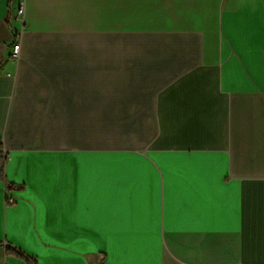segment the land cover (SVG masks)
I'll return each mask as SVG.
<instances>
[{
	"label": "crops",
	"instance_id": "0c3cea01",
	"mask_svg": "<svg viewBox=\"0 0 264 264\" xmlns=\"http://www.w3.org/2000/svg\"><path fill=\"white\" fill-rule=\"evenodd\" d=\"M0 147V264H264V0H0Z\"/></svg>",
	"mask_w": 264,
	"mask_h": 264
},
{
	"label": "trees",
	"instance_id": "16d2710c",
	"mask_svg": "<svg viewBox=\"0 0 264 264\" xmlns=\"http://www.w3.org/2000/svg\"><path fill=\"white\" fill-rule=\"evenodd\" d=\"M6 163H7V156L4 154L3 148L0 147V179L6 182L8 190H12L13 188H15V186L9 184V182L6 179V175H5ZM7 252L16 255L21 259H24L27 262V264H37L35 260L25 255L23 252L19 251L18 249H16L11 245H7Z\"/></svg>",
	"mask_w": 264,
	"mask_h": 264
},
{
	"label": "built area",
	"instance_id": "2783aa9c",
	"mask_svg": "<svg viewBox=\"0 0 264 264\" xmlns=\"http://www.w3.org/2000/svg\"><path fill=\"white\" fill-rule=\"evenodd\" d=\"M21 13H23V11L21 10ZM12 57L15 59V60H19L20 57H21V43L19 42H16L13 46V51H12ZM7 202L9 204H12L14 202L13 199L11 198H8Z\"/></svg>",
	"mask_w": 264,
	"mask_h": 264
}]
</instances>
